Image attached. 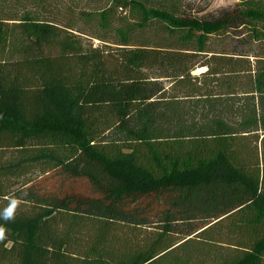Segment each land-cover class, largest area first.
<instances>
[{
    "label": "trees",
    "instance_id": "16d2710c",
    "mask_svg": "<svg viewBox=\"0 0 264 264\" xmlns=\"http://www.w3.org/2000/svg\"><path fill=\"white\" fill-rule=\"evenodd\" d=\"M0 0V264H264V0Z\"/></svg>",
    "mask_w": 264,
    "mask_h": 264
},
{
    "label": "clouds",
    "instance_id": "9594fccd",
    "mask_svg": "<svg viewBox=\"0 0 264 264\" xmlns=\"http://www.w3.org/2000/svg\"><path fill=\"white\" fill-rule=\"evenodd\" d=\"M20 204V200L16 197L9 198L7 206L0 212V217L5 221H10L14 218L16 210ZM6 228L0 226V240L5 239Z\"/></svg>",
    "mask_w": 264,
    "mask_h": 264
},
{
    "label": "rangeland",
    "instance_id": "374dc122",
    "mask_svg": "<svg viewBox=\"0 0 264 264\" xmlns=\"http://www.w3.org/2000/svg\"><path fill=\"white\" fill-rule=\"evenodd\" d=\"M236 0H211L210 8L211 9H218L228 5H232L235 3Z\"/></svg>",
    "mask_w": 264,
    "mask_h": 264
}]
</instances>
